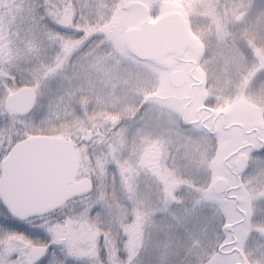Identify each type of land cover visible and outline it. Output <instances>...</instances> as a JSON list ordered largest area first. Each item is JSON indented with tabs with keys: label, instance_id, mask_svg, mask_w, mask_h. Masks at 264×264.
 Listing matches in <instances>:
<instances>
[{
	"label": "rangeland",
	"instance_id": "rangeland-1",
	"mask_svg": "<svg viewBox=\"0 0 264 264\" xmlns=\"http://www.w3.org/2000/svg\"><path fill=\"white\" fill-rule=\"evenodd\" d=\"M15 1L23 10L17 20L28 18L18 23L24 33L17 28L16 34L32 41L31 50L15 51L20 61L14 72L25 76V86L35 90L38 101L29 116L19 118L5 110L4 101L21 87L5 92L0 164L28 137L78 143L92 131L91 143L76 151L78 179H91L94 191L55 215L24 223L12 219L0 203V264H32L34 246L49 247L39 264H264V157L243 178L241 200L235 204L213 195L216 179L227 178L232 188L236 183L222 167L227 156L208 154L202 135L183 133L173 119L162 125L157 117L168 113L155 102L136 120L127 119L140 106V93L146 87L155 91L151 68L123 56V33L135 17L122 16L114 23L113 0H26L30 7L21 6L25 0ZM39 15L45 18L33 19ZM160 147L170 148L174 157L172 168L159 172L161 180L171 179L169 188L158 186L149 160ZM252 198L256 204L249 216ZM124 202L129 224L122 228L119 205ZM237 205L246 217L237 213ZM139 210L142 219L136 216ZM97 224L107 225L104 234ZM123 235L126 248H120ZM106 242L112 251L104 249ZM97 245L101 249L90 256Z\"/></svg>",
	"mask_w": 264,
	"mask_h": 264
},
{
	"label": "flooded vegetation",
	"instance_id": "flooded-vegetation-1",
	"mask_svg": "<svg viewBox=\"0 0 264 264\" xmlns=\"http://www.w3.org/2000/svg\"><path fill=\"white\" fill-rule=\"evenodd\" d=\"M112 5H115L114 23H118L122 16L126 20L129 16L135 17L136 22L127 29L138 27L146 18L156 22L170 13H178L184 19L186 45L160 62L139 61L128 52L125 36L122 38L123 56L151 68L153 73L151 83L155 91L153 87L151 91L146 87V92L140 93L137 117L151 103H159L168 114L157 117L158 122L165 125L167 118L173 119L183 133L202 135L209 143L208 154L227 156L222 167L236 185L232 188L224 178L229 189L227 194L218 198L238 204L243 178L255 172L257 159L264 157V0H113ZM177 73L181 76L175 80V85L186 81L181 87L174 86L171 81L172 74ZM242 157H245L244 172L237 174V164ZM173 158L170 148H156L150 154L149 160L155 164L154 179L159 187L172 186L171 179L164 177L161 180L159 172L172 168ZM148 167L147 171L152 172L150 165ZM87 198L74 199L60 211ZM252 202L254 208L250 206L249 216L255 209L256 200L252 198L250 205ZM119 208L125 220L122 228L127 227L128 203H121ZM139 211L136 216L142 219L143 211ZM236 211L243 217L247 215L239 205ZM97 225L100 227L97 231L104 234L107 225ZM125 237L121 238L120 248L125 247ZM144 238L143 235L140 238V250L144 248ZM93 239L95 242L99 240L98 233L93 234ZM99 249V245L94 246L90 256ZM104 249L112 251L114 246L107 243Z\"/></svg>",
	"mask_w": 264,
	"mask_h": 264
},
{
	"label": "water",
	"instance_id": "water-1",
	"mask_svg": "<svg viewBox=\"0 0 264 264\" xmlns=\"http://www.w3.org/2000/svg\"><path fill=\"white\" fill-rule=\"evenodd\" d=\"M187 29L182 16L170 13L156 22L146 18L138 27L125 32V44L131 55L142 62H160L167 55L178 53L186 45ZM181 73L172 74L174 84ZM38 95L31 87H22L4 101L5 110L19 118L35 109ZM262 128L261 125L258 126ZM93 132L88 131L82 142L89 144ZM77 144L70 139L53 136H32L16 144L0 165V203L18 222L46 217L59 211L74 199L88 197L94 186L89 178L78 179ZM245 168V157L237 164V174ZM224 178L215 180V196L228 192ZM232 231V226L225 228ZM48 248L36 246L30 251L32 264L40 263Z\"/></svg>",
	"mask_w": 264,
	"mask_h": 264
},
{
	"label": "trees",
	"instance_id": "trees-1",
	"mask_svg": "<svg viewBox=\"0 0 264 264\" xmlns=\"http://www.w3.org/2000/svg\"><path fill=\"white\" fill-rule=\"evenodd\" d=\"M25 2L28 3V1L25 0L23 3L24 5H21L22 7L28 5ZM28 7L30 6L28 5ZM22 11L23 10L21 9L20 4L17 1L0 0V109L6 91H13L27 85L26 82H24L25 76L21 77L20 74L14 72L16 70L15 65H17V63H19L20 61L18 60L20 59V54L16 55V52H19L20 50H31L30 44L32 39L28 38L27 35L23 36L24 31L21 30H23L24 27L18 26V23H20L23 18H27L22 17L20 20H17V17H21V14L23 13ZM17 13L18 15H16ZM35 16L36 15H34V17ZM42 18H45V16L39 15L38 19H33L40 20ZM17 28H19L20 32L23 33L20 34V32H18L17 35ZM4 77L5 79L3 83L2 79ZM139 107L140 106L136 105V107L133 108L134 111L131 114L132 116L129 115V117L127 118L128 120L131 121L136 120L138 118L137 113L139 111ZM13 118L15 120H18L15 117Z\"/></svg>",
	"mask_w": 264,
	"mask_h": 264
}]
</instances>
